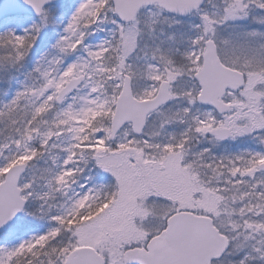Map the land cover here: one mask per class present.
Instances as JSON below:
<instances>
[{
    "label": "snow or ice",
    "instance_id": "6c2138e0",
    "mask_svg": "<svg viewBox=\"0 0 264 264\" xmlns=\"http://www.w3.org/2000/svg\"><path fill=\"white\" fill-rule=\"evenodd\" d=\"M0 264H264V0H0Z\"/></svg>",
    "mask_w": 264,
    "mask_h": 264
}]
</instances>
